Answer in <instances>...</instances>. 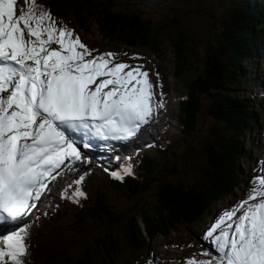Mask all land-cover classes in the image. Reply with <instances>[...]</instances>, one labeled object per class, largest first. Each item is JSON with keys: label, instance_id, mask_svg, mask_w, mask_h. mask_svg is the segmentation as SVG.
I'll return each mask as SVG.
<instances>
[{"label": "trees", "instance_id": "trees-1", "mask_svg": "<svg viewBox=\"0 0 264 264\" xmlns=\"http://www.w3.org/2000/svg\"><path fill=\"white\" fill-rule=\"evenodd\" d=\"M259 1L234 0L218 18L217 34L200 55L174 14L153 20L143 10L117 7V2L127 6L124 0H38V5L55 18L68 14L81 31H87L93 23L109 43L142 48L160 58L169 45L171 74L183 81L175 101L178 137L183 145L194 142L190 149L200 161L194 164L199 174L190 182L186 174H179L176 145L158 147L155 154L140 153L133 176H125L123 181L106 176L100 184L124 198L137 196L154 185L153 200L147 208L116 210L99 184L90 198H81L69 213L66 226H62L66 212L60 206L43 214V220L35 218L37 235L26 239L30 246L26 264H132L149 247L148 239L156 235L171 239L172 230L199 222L210 214L213 204L232 193L242 180L236 171V159L248 162V155L241 154L245 135L255 128L264 133V112L252 105L250 96L236 91L246 81L260 76L264 80V4ZM21 8H26L25 0ZM197 61L196 72L185 79L186 71ZM241 61L252 67L260 65L259 70L245 75ZM193 137L195 140L190 141ZM188 138L189 143L184 144ZM263 139H259V146L264 144ZM174 141L178 144L177 138ZM244 148L252 146L246 142ZM87 222L118 229L121 236L95 235L82 251L69 253L64 240L70 238L61 237V232L66 230L75 238L84 232ZM45 239L53 242L50 249ZM121 250L128 253L123 259L119 258Z\"/></svg>", "mask_w": 264, "mask_h": 264}, {"label": "snow or ice", "instance_id": "snow-or-ice-1", "mask_svg": "<svg viewBox=\"0 0 264 264\" xmlns=\"http://www.w3.org/2000/svg\"><path fill=\"white\" fill-rule=\"evenodd\" d=\"M25 5L18 11V0H0V264H26L29 225L22 222L48 185L85 159L81 147L90 149L92 137L132 138L166 106L158 72L154 84L143 64L117 62L112 52L93 56L97 50L58 25L38 0ZM133 168L124 164L110 175L123 181ZM84 179L61 198H86ZM205 239L214 252L186 264H264V171Z\"/></svg>", "mask_w": 264, "mask_h": 264}, {"label": "rangeland", "instance_id": "rangeland-1", "mask_svg": "<svg viewBox=\"0 0 264 264\" xmlns=\"http://www.w3.org/2000/svg\"><path fill=\"white\" fill-rule=\"evenodd\" d=\"M104 1V0H101ZM127 6H123L121 2H117V7L126 8L130 10L131 8H137L143 10L146 15H148L153 20L167 19L171 14L176 15L175 18L179 20L180 27L184 30L185 34L192 37L194 40V45L201 55L204 50L206 43H211V39L214 34L218 31V18L224 14V12L230 8V5L234 0H124ZM259 3L264 4V0H260ZM24 4V0H18V11ZM264 7V6H263ZM55 18V17H54ZM58 25H66L68 28L72 29L75 34H77L82 42L87 45L90 49L97 50L93 52V56L98 53H116L117 62H125L130 65L135 66L136 64H143L144 70L150 73V79L154 84L157 83L156 73H159L160 81L163 84L162 91L165 94V107L157 109L156 113L153 115L150 124L152 128L156 130V127L161 124V122L166 123L169 121V125L165 130V134L168 135V139L162 137L159 141L158 146L165 147L168 144L176 145L175 152L177 154V168L179 174H186L188 179L192 180L196 178L199 174L198 169L194 164H198L200 158L193 152L190 148L194 147V142H190V145L180 144V139L178 137V122L176 119V95L178 90H181L182 78L174 79L171 71V49L170 46L166 44L165 55L160 57H155L149 52L142 48L129 49L121 46L119 43H109L105 38L98 33L95 25L90 23L87 31L79 30L72 22L70 16L66 14L63 18H55ZM264 23V16L261 18ZM163 36H167L163 34ZM53 47H57L53 45ZM126 54V55H125ZM134 56H138L141 59H134ZM200 61V60H199ZM199 61L195 62V67L188 69L185 73L184 78H190L196 72L195 69L199 67ZM243 66V74H255L256 70H259V66H248L246 62H240ZM264 74V73H263ZM254 83V84H253ZM239 94L244 96H250L252 98V105L261 109L264 112V80L260 76L258 79L246 81L244 87L238 88L236 90ZM156 99H160L161 89L159 87L155 88ZM158 124V125H157ZM207 127H205L206 129ZM161 131V130H159ZM264 138V133L261 134L260 129L255 128L250 131L249 134L245 135L244 143L242 146L243 151L241 154L248 157V162H244L241 158L236 159L237 172L241 182L235 187L231 194H228L215 204H213L210 212L205 214L199 222L188 224L185 227H177L170 232L171 239L168 237H162L160 235L154 236L152 239H148V248L138 257V261L132 264H173L171 260L175 259H190V258H205L200 254L205 250L213 252V245L210 240L205 239V234L209 230V226L212 225L218 218L223 214L225 210H230L239 201L246 198V193L249 192L252 183L257 177L264 171V144L259 146V139ZM177 138L178 144L174 141ZM188 138L184 144L189 143ZM193 137L190 141H194ZM264 140V139H263ZM173 141V142H172ZM248 142L252 149L244 148V144ZM129 144L124 147H128ZM85 159L82 161L75 162V166L68 170H64V175L58 176L56 180L50 183L49 191L46 192L45 200L42 201L43 207L39 209L36 216L43 220L44 215H47L54 207H59L64 209L65 219L63 220V227L69 219V213L72 212L79 203H73L71 199L61 198V193L67 189L68 194L74 191L75 184L74 181L79 178V176H84L85 179L82 182L81 188L86 193L89 198L94 193L95 189L98 188L100 182L105 180L106 176H111L106 172L115 168L120 169L119 159L113 156L110 152L104 159L92 157L94 153L92 150H86L81 147ZM133 151V150H132ZM139 151V150H138ZM143 151H146L143 149ZM94 152V151H93ZM150 154H155V149H148L146 151ZM245 154V155H244ZM89 156V157H88ZM139 158V153L133 157L132 161H127L124 164L131 163L135 166L137 159ZM91 162V163H88ZM93 162V163H92ZM122 164V165H124ZM116 169L114 171H116ZM112 171V170H111ZM134 171V168H133ZM202 179H206L204 176ZM192 180L190 182H193ZM69 185H72L70 188ZM102 186V184H100ZM103 190L106 191V195L109 196V202L116 210H133L148 207L153 200L154 185L151 186L146 192H142L137 196L131 198H124L118 195H114L109 192L107 188L102 186ZM81 198H79L80 202ZM217 210V212H216ZM44 214V215H43ZM35 217L29 218L25 223L29 225V235L26 239H30L32 236L37 235V230L34 227ZM138 217V216H137ZM12 228L19 227L20 225H12ZM11 228V229H12ZM84 232L78 234L75 238L70 237L68 231L63 230L61 232V237L70 238L64 240V245L67 246L68 252L75 254L78 251H82L83 248L94 238L95 235H101L102 237H107L110 235H115L117 237L121 236L118 229H105L102 225H96L91 222L83 225ZM189 229V230H188ZM44 231V227H41ZM46 248L50 249L53 245L49 243L48 239H45ZM171 244L176 245L175 247L170 246ZM128 253L126 250L120 251L121 259L125 258ZM188 258H185V256ZM196 257H194V256ZM119 263V262H118Z\"/></svg>", "mask_w": 264, "mask_h": 264}, {"label": "bare ground", "instance_id": "bare-ground-1", "mask_svg": "<svg viewBox=\"0 0 264 264\" xmlns=\"http://www.w3.org/2000/svg\"><path fill=\"white\" fill-rule=\"evenodd\" d=\"M156 125V124H154ZM152 125V127L154 126ZM158 125V124H157ZM169 125V121H166V123L164 122H161L160 125H158V127H156V130H154V128L151 127V124L146 128V130L144 129V126L142 127V131H143V140H138V142L140 143L139 147L135 148L133 151H130V152H126V151H120L122 149H124L125 145L128 144V142H120V145H119V150L118 151H114L112 152L113 153V156H116L118 159H119V165H122L124 164L125 162L127 161H130L132 160L133 156L138 152V150L140 149H145L146 151H148V149H156L160 146H158L159 144V141L162 139L163 135L165 139H168V135L164 134V129L167 128V126ZM159 128H164L162 129L160 132L158 131ZM101 139L98 138V137H93L92 139V144L95 145V144H100L101 143ZM161 148V147H160ZM91 153H94L92 157H95V158H105L107 155L110 154L109 150H106L104 152H93L91 151ZM85 157V156H84ZM89 157V156H88ZM263 160H264V157H263ZM88 163H91V162H88ZM93 163V162H92ZM106 172L108 173L109 171L106 170ZM78 179V178H77ZM83 207V206H82ZM217 212V210H216ZM37 214V212H36ZM189 255L185 256V258H188ZM194 256V255H193ZM196 257V256H194ZM199 259V257H196ZM188 259H186L187 261ZM173 263H175V259L171 260ZM158 264H163L162 262L161 263H158Z\"/></svg>", "mask_w": 264, "mask_h": 264}]
</instances>
